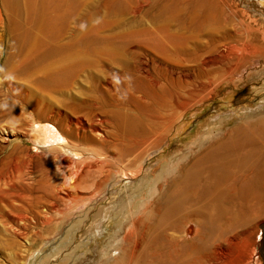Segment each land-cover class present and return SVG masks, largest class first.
<instances>
[{"label":"bare ground","instance_id":"1","mask_svg":"<svg viewBox=\"0 0 264 264\" xmlns=\"http://www.w3.org/2000/svg\"><path fill=\"white\" fill-rule=\"evenodd\" d=\"M171 1L178 11H183L185 19L177 22L176 26L169 23L156 29L148 38L129 39L125 43L126 50L119 46H106L95 51V55L100 56L101 73L81 98L56 105L47 100V95L41 94L44 92V88H39L42 82L50 87H59L74 69L89 61L79 52H68L61 46H49L44 50V55L39 58L41 65L36 69L42 71L44 77L37 84H24L21 79L14 81L11 77L4 81L8 94L11 93L10 98L14 94L21 97L28 107L24 118L11 130L15 129L17 137L27 136L33 143L31 148L17 140L0 167V193H12L16 201L24 202L9 204L11 208L25 212L23 216L22 212L19 213L21 217L13 231L28 230L38 224L39 207L33 210L34 207L27 204V201L32 204L30 197L33 192L25 191L31 188L36 191L37 185L44 182L49 186V196L53 200L45 212L40 208L44 215L39 223L50 222L48 213L56 206V196L67 197L72 203L67 208L72 213H69L71 217H82L84 222L91 220L96 223L101 217L116 218L118 231L123 230L124 233L122 242L126 243L133 236L138 240L131 243L128 250L123 249L128 251V264H132L138 257L141 243L148 240L147 233L150 235L152 227L157 226L153 221L156 222L158 213H161L160 203L173 216L183 211L176 215L175 222L169 224L172 229L180 230L183 224L195 219L200 226L205 224L202 212L209 199L216 202L213 203L217 213L215 221L219 222L223 213V206L218 204L221 199L245 202L264 196V119L222 129L208 142L203 141L202 135L196 136L191 146L196 144L198 149L192 157L186 154L181 157L186 162L180 164V159L176 163V173L162 178L166 168L160 167L147 188L144 187L145 177L152 169L148 164L150 158L164 150L171 135L183 128L191 110L217 94L221 86L232 83L235 88L254 76L255 70L264 69V25L237 19L231 27L217 25V30H212L213 26L209 25L216 21L217 16L224 21L228 17H237L236 10L226 0ZM149 2L140 0L137 9ZM190 30L204 33L200 43L190 45ZM256 83L253 90L264 87V82L261 85ZM81 192L84 198L79 195ZM127 196L128 206L136 197L144 209L131 210L125 216L128 210L121 204ZM248 204L246 208H249ZM242 213H245L243 209L239 211ZM234 223L239 225V222ZM234 225L227 228L232 229ZM193 228L188 223L185 230L189 234ZM78 230L76 227L71 231L73 233L70 232L72 235L65 243L61 235L47 241L57 243L58 247L71 244ZM91 242L93 240L88 235L85 240L78 241L85 246Z\"/></svg>","mask_w":264,"mask_h":264},{"label":"rangeland","instance_id":"2","mask_svg":"<svg viewBox=\"0 0 264 264\" xmlns=\"http://www.w3.org/2000/svg\"><path fill=\"white\" fill-rule=\"evenodd\" d=\"M139 2L140 0H0L1 168L4 164V156L18 141L22 140L24 144L33 148V143L27 136L17 137L15 129V132L11 130L13 125L15 126L24 118L28 107L25 101L21 97L16 96V98L14 93V96L12 94L13 98H10L11 93L8 94L4 81L11 77L10 79L14 81H17V78L21 79L24 84H37L44 77L42 71H36L41 65L39 58L44 55V50L49 46H61L65 48V51L79 52L89 61L74 69L67 81L59 87H50L42 82L39 88H44V92L41 94L47 95V100L56 105L83 97L93 84L94 78L101 73V62L98 60L100 56L95 55V51L103 50L106 46H119L126 50L125 43L129 39L148 38L154 35L152 32L156 29L166 27L169 23L176 26L177 22L185 19L183 11H178L171 0H150L147 5L138 10ZM226 2L236 10L237 17H228L224 21L217 16L216 21L209 25L213 26L212 30H217V25L231 27L238 20L244 23L254 24L256 22L264 25V15L260 14V12L264 13V0H226ZM179 8L181 7L179 6ZM226 12L224 11V13ZM190 33L191 36L188 39L191 46L200 43L201 38L204 37L202 31L192 32L190 30ZM263 70H255L254 76L247 79L248 81L240 83L239 87L234 88L232 83H229L230 86H221L217 94L211 96L202 105L196 106V109L191 110L184 120L186 123L183 128L178 133L174 132L171 135L170 141L164 145V150L150 158L148 164L152 169L145 177L144 187L147 188L149 181L153 175L157 174L160 167L166 168V171L161 174L162 178L176 173V163L181 157L185 154L191 156L198 149L196 144L191 146L196 136L202 135L203 141L208 142L214 135L221 133L222 129L236 128L255 121H262L264 119V87L262 86L258 90L252 88L254 82H258L255 85L264 82ZM37 90L39 89L37 88ZM186 147L189 148L184 149ZM201 148L203 149V146ZM181 160L180 164L186 162L183 158ZM48 188L49 186L42 182L37 185L36 191L33 188L30 191L29 189L25 191L33 192L30 197L32 204L30 201H27V204L33 206V210L39 207L38 213L41 210L45 212L46 206L53 200L49 196ZM91 189L93 190V188ZM83 192L88 195L87 191ZM83 192L79 194L82 198H84ZM128 194L130 193L128 192ZM55 198L58 200H56L55 208L48 213L51 219L49 223H39L43 220L44 214L41 212L40 215L36 212L38 216L40 215L39 218L37 216L38 224L31 229L18 230L17 232L13 230L17 229L15 227L20 220L19 213L22 211H19L18 208H11L9 204L24 202L20 199L16 201L17 199L12 193H0V264H128V247L132 245L131 243L134 244L137 239L131 234L133 236L131 240L126 243L122 242L121 237L124 233L123 230L118 231V219L101 217L96 223L91 220L84 222V218L81 220L82 217H71L72 213L67 210L72 203L67 197L56 196ZM127 198L128 196L124 197L122 200L124 203L122 201V204L120 203L125 210H128L125 216H128L131 210L144 209L136 197L128 206ZM260 198L249 199L245 202L221 199L222 203L218 204L223 206V213L220 214L219 222L215 221L217 213L213 203L216 202L212 203L209 199L202 212L205 224L200 226L195 221L196 219L195 222L188 221L181 226V231L172 229L169 224L172 221L175 222L176 215H181L183 211L173 216L166 206L160 203L162 204L159 211L161 213H158L157 216L159 219L156 217L158 220L153 221L157 225L155 228L158 229L152 227L151 236L147 233L148 240L144 239L141 243L142 251L140 248V251H137L139 258L137 257L138 259L136 258L132 264H264L263 194ZM225 203L229 205L227 206ZM246 203L249 208H246ZM136 206L138 207L136 208ZM57 207L58 209H56ZM242 209L243 212H248L249 216L245 213L246 216L243 213L244 216L239 214ZM225 210L226 212H224ZM229 211H233L232 214ZM23 213L25 212L21 213L22 216ZM241 216L247 220L245 221ZM240 218L242 219L238 221ZM128 219L126 218V220ZM147 219L146 221H148ZM126 220L123 223L126 224ZM213 221L216 223L213 224ZM234 222H239L240 226L234 225ZM188 223L194 227L189 234L185 230ZM230 223L234 225L232 229L235 227L233 230L230 228ZM69 225H73V229ZM205 225L207 226L205 227ZM75 226L79 227V230L72 238L71 244L67 243L59 248L57 243L47 241V239L61 235L62 242H67L69 235L71 236L73 233L71 231H75ZM228 226L231 230L227 228ZM201 227L202 229H199ZM68 228L71 229L68 230ZM87 235L91 236L93 242L88 246L80 245L78 241L85 240ZM225 239L227 240L225 241ZM252 239L254 240L252 241ZM143 243L144 245H142ZM126 248L127 250H123Z\"/></svg>","mask_w":264,"mask_h":264}]
</instances>
